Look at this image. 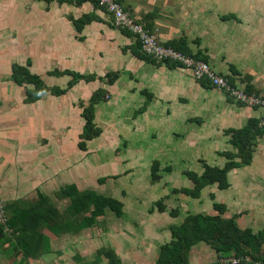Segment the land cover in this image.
Returning <instances> with one entry per match:
<instances>
[{"label": "crops", "instance_id": "crops-1", "mask_svg": "<svg viewBox=\"0 0 264 264\" xmlns=\"http://www.w3.org/2000/svg\"><path fill=\"white\" fill-rule=\"evenodd\" d=\"M116 1L131 16L142 22L151 14L152 18L147 20L151 23L152 33L159 43L166 45L171 40L183 39L192 55L205 58L211 69L225 76L231 85L248 94L264 98V0ZM89 14L95 15L96 20L85 24L78 31L72 20ZM135 40L133 36L114 27L108 13L103 8L95 7L90 1L0 0V65L26 66L29 62L28 71L44 83L46 79L55 77L50 74L55 70L70 71L83 76L92 75L95 77L94 81H81L82 83L74 85L70 90L80 85L87 86L92 91L101 88L112 94V102L114 105L118 103V110L141 111L137 104L143 106L147 103L145 112L157 110L159 106L162 110L167 105L181 110L192 108L205 112L210 124L206 129L203 127L202 133L195 127L192 137L199 139L203 134L208 140L205 141L202 137L200 142L212 143L210 149H214V154L217 151L236 153L237 149L230 144V136L225 131L242 129L252 120L260 121L264 110L240 104L210 85L202 86L189 70L181 66L170 67L166 63L138 59L130 51ZM35 49L36 54H33ZM18 58L22 59L21 62H16ZM42 58L51 61L50 69L38 66L43 61ZM59 63L71 67L65 68L59 66ZM36 72L39 73L35 74ZM46 72L49 75H45ZM107 73L116 74L113 82L103 81ZM65 76L68 80L64 81L69 82L71 75L55 78ZM60 85L61 89L66 88V84L60 82ZM71 91L68 90L67 93ZM67 93L59 97H66ZM22 95L16 110L22 132L16 136L22 144H26V150L21 157L23 160L24 157L33 158L37 154L35 147L30 145L32 141L28 136L30 129L36 131L38 122L31 119L32 112L31 115L29 112L31 109L35 110L39 100L26 104L23 101L26 93L23 92ZM138 114L141 116L142 113ZM5 122L6 120H0V153L8 143V138H11ZM36 132L34 134L39 136ZM103 135L102 130L99 137ZM26 137L28 138L25 140ZM222 142L225 144L224 149ZM186 143L187 140L181 144ZM22 149L23 146L21 151ZM218 156L224 159V165L227 159ZM235 160L239 161V158ZM29 166L31 162H28L27 174H15L0 154V194L4 200L32 199L30 195L33 189L40 187L42 181L47 183L50 180V173L41 175L38 170L30 172ZM227 183L225 189H219L217 184L209 186L212 210L207 215L233 218L239 229H248L253 234L264 231V133L257 136L249 161L228 172ZM24 193L27 197L21 195ZM213 203L224 205L223 214L214 209ZM122 210L127 213L129 208ZM130 211L131 215L139 217L134 207ZM160 213L152 212L150 216L158 219ZM196 213L198 212L191 214ZM102 218L103 216L92 227L85 229L98 226ZM123 218L122 215L112 223V231L105 228L104 233L96 235L102 240L108 239L105 241L109 244L105 243V246L114 251L121 264H155L160 246L172 239L167 230L168 223L163 227L157 225L155 219L144 217L141 222L151 223L152 226L150 230L145 229L150 238L138 246L136 239L128 238L127 235L123 237L119 232V221ZM177 218L178 216L174 217V221ZM180 223L181 220L169 224ZM83 230L55 234L44 227L38 228V233L46 238L45 252L39 257L27 260L23 258L24 252L19 242L13 239L3 243L0 237V264H107L105 257L96 255L101 247L95 246L92 232ZM259 256L264 261V239ZM220 257L222 256L217 255L209 245L200 242L191 248L188 264H220Z\"/></svg>", "mask_w": 264, "mask_h": 264}, {"label": "rangeland", "instance_id": "rangeland-1", "mask_svg": "<svg viewBox=\"0 0 264 264\" xmlns=\"http://www.w3.org/2000/svg\"><path fill=\"white\" fill-rule=\"evenodd\" d=\"M108 17L112 22L109 14ZM36 51L35 49L33 54H36ZM42 59L38 66L50 69L51 61ZM21 60L18 58L16 62ZM8 65H0V120H6L8 135L11 138H8V143L1 149L3 151L0 154L15 174L20 172L27 174L28 162H31L30 172L38 170L41 175L51 174L47 183L42 181L45 184L41 182L40 187L33 189L30 195L32 199L38 196L47 197L59 213L64 215L69 202L57 199L55 192L67 184L73 183L81 191L93 190L98 194L113 197L123 204V209L129 208V211L126 210L127 213L122 210L124 218L119 221L121 225L119 232L123 234V237L127 235L128 238L136 239L138 246L150 238L145 229L150 230L152 227L151 223L143 224L141 221L145 218H153L150 216L152 212L160 213L159 204H163L166 209L159 214L158 219L154 217L152 220L155 219L157 225L163 227L168 223V231L172 225L169 223L180 220L182 222L187 214L195 212L208 214L212 210L209 186L201 191L198 198L175 192L193 187L192 182L185 176V172L201 174L203 161L211 166H223L224 159L218 156L220 152L217 151L218 155H216L214 149H210L213 144L200 142L202 137L203 140H208L203 134L199 139L192 137L195 127L202 133L203 127L206 129L210 124L207 113L192 108L181 110L170 105L164 106L162 110L156 105L157 110L145 112L147 103L143 106L137 104L141 111L118 110V103L114 105L112 102V94L104 91L102 98L95 106V123L102 128L104 135L86 142L85 149L82 150L79 146L83 124L80 113L82 108L88 105L91 95L96 90L92 91L87 86L80 85L72 91L69 89L71 92H68L66 97H51L49 94L43 96L35 110H30L31 119L38 122L35 127L37 132H34L39 136L30 129L28 137H31L30 145L35 147L37 154L33 158L24 157L22 160L26 144H22L16 136L22 132V124L18 122L16 110L21 103L22 93L32 86L16 85L11 80V65L9 67ZM59 66L69 69L71 67L64 63H59ZM8 69H10L9 72ZM107 74L103 81L113 82L115 78L108 77ZM45 75L49 73L46 72ZM64 80H68L66 76L51 77L46 79L45 83L49 88L53 86L61 88L60 82L67 87L68 82ZM138 113H142L141 116ZM186 140L189 144L182 145L181 143H185ZM222 143V149H224L225 144ZM218 146L221 147L220 144ZM183 149H185L184 152ZM18 155L20 157H17ZM20 159L22 165H20ZM21 195L27 197L25 193ZM0 201L6 205L12 200L6 201L0 194ZM133 207L134 211H138L136 214L139 217L130 214V209L132 210ZM170 211H177L176 221L170 215ZM117 218L114 212L107 211L98 226L83 231L92 232L96 247L109 249L105 246L108 239L102 240L96 234L101 235L105 232V228L112 231V223ZM77 223L78 219L73 221L74 225ZM6 233H9V230ZM90 247L92 248L91 245Z\"/></svg>", "mask_w": 264, "mask_h": 264}, {"label": "trees", "instance_id": "trees-1", "mask_svg": "<svg viewBox=\"0 0 264 264\" xmlns=\"http://www.w3.org/2000/svg\"><path fill=\"white\" fill-rule=\"evenodd\" d=\"M74 1L82 2L85 0ZM46 2H49V0H46ZM93 4L95 7L100 8L96 3ZM150 18H152V15L148 14L143 23L152 31L151 23L147 20ZM92 20H96V16L89 14L78 20L73 19L72 23L79 31ZM120 31L134 37L128 31ZM135 41V44L130 47L131 53L140 60L155 62L154 59L142 52L137 39ZM166 46L207 62L201 56L192 55L183 39L171 40L166 43ZM162 63H166L170 67L179 66L170 61ZM27 66H29V62H27L26 66L19 64L11 66V80L16 85L32 86L25 90L26 96L23 101L26 104L34 103L48 93L56 97L65 95L79 81L88 83L95 80V77L92 75L83 76L73 74L70 71L60 72L55 70L50 74L55 77L71 75V79L65 89L56 86L48 88L42 79L28 71ZM107 76L115 78L116 75L115 73H109ZM198 82L202 86H211L204 79L198 80ZM103 93V89H97L91 95L88 105L82 108L80 115L84 124L79 143L82 150L85 149L86 142L96 139L102 133V129L95 123V106L99 99L102 98ZM263 133L264 125H260V121L253 120L242 129L226 130L225 134L230 136L229 142L237 149L236 153L233 154L228 151L219 153L227 159V162L222 167L211 166L203 161V171L201 174L192 171L185 172V176L192 182L193 187L183 188L175 192L183 193L192 198H198L202 189L207 186L217 184L219 189H225L228 186V172L233 168L239 167L240 164L249 161L252 157L256 138ZM235 158H239V161H236ZM55 196L59 200H68L69 202L64 215L59 213L49 198L43 196H38L35 199L12 200L6 203L5 225L9 233H6L8 231H5L4 227L0 225V237L3 243L13 239L19 242V246L24 252L23 258L25 260L39 257L45 252L46 238L44 239V236L40 232L38 233V228L44 227L55 234L61 231L77 232L92 227L97 219L104 216L107 211L114 212L117 217H120L123 213V204L119 200L98 194L93 190L79 191L74 184L58 189L55 192ZM213 207L220 214H223L225 210L223 204L213 203ZM165 209L163 204L158 205L159 212H164ZM170 215L176 217L177 211H170ZM76 219H78V223L74 225L73 221ZM169 231L172 239L169 243L160 246L155 264H188L191 248L200 242L209 245L219 256L227 257L233 254L237 258L249 257L252 261H263L259 256V249L264 239V231L253 234L248 229L241 230L237 227L233 218L190 213L184 217L179 225H171ZM96 254L97 256L105 257L107 264H121L111 249L101 248Z\"/></svg>", "mask_w": 264, "mask_h": 264}, {"label": "built area", "instance_id": "built-area-1", "mask_svg": "<svg viewBox=\"0 0 264 264\" xmlns=\"http://www.w3.org/2000/svg\"><path fill=\"white\" fill-rule=\"evenodd\" d=\"M96 3L100 8H103L111 17L114 26L120 30H125L134 35L135 39L140 44L142 52L154 59L157 62L170 61L187 70L196 80H206L217 90L224 92L234 101L250 106L261 108L264 110V98L255 94H248L245 91L230 84L225 76L216 73L211 69L210 65L193 56L186 55L175 50L170 46H166L158 42L156 36L150 31L146 25L130 15L122 5L116 0H87ZM260 125H264V115L260 120ZM5 207L0 201V223L5 231H8L5 215ZM220 264H239L241 262L251 264H264L263 261H252L249 257L237 258L234 256H222L219 258Z\"/></svg>", "mask_w": 264, "mask_h": 264}]
</instances>
